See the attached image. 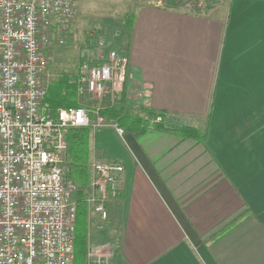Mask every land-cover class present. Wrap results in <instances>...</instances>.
Instances as JSON below:
<instances>
[{"label": "crops", "instance_id": "1", "mask_svg": "<svg viewBox=\"0 0 264 264\" xmlns=\"http://www.w3.org/2000/svg\"><path fill=\"white\" fill-rule=\"evenodd\" d=\"M158 2L132 18L124 90L108 106L126 150L112 161L124 172L107 220L86 202L90 165L102 160L101 134L90 141L88 175L74 195L85 243L115 237L118 264H264V0L204 14ZM76 90L79 108H93ZM145 113L190 120L183 125L205 141L150 130Z\"/></svg>", "mask_w": 264, "mask_h": 264}, {"label": "built area", "instance_id": "2", "mask_svg": "<svg viewBox=\"0 0 264 264\" xmlns=\"http://www.w3.org/2000/svg\"><path fill=\"white\" fill-rule=\"evenodd\" d=\"M80 2L0 0V264H74L77 186L66 167V133L111 127L125 136L98 106L59 109L54 116L45 104L54 36L70 32ZM127 65L126 58L109 52L103 64L81 72L79 94L100 102L111 93L109 86L121 94ZM143 120L150 130L174 122L162 113ZM90 169L92 193L86 202L107 220L124 166L93 162ZM111 249L108 257L115 254Z\"/></svg>", "mask_w": 264, "mask_h": 264}, {"label": "rangeland", "instance_id": "3", "mask_svg": "<svg viewBox=\"0 0 264 264\" xmlns=\"http://www.w3.org/2000/svg\"><path fill=\"white\" fill-rule=\"evenodd\" d=\"M229 1L186 0L189 7L182 9L193 14L199 10L200 14H204L208 8L223 7ZM143 6H161V3L157 0L148 2L144 0H81L78 16L70 32L67 35L56 33L54 36L51 54L49 55V89L54 84L59 83L60 85L65 79L72 83L75 82L79 87L81 72L86 68L103 64L109 52L115 51L119 56L125 58L128 52L129 25L132 23L135 12ZM108 90L112 94L107 96L111 97L106 96L101 102L81 96L79 92L78 95L80 98L85 99L86 97L90 100V104L92 101L94 106L107 109L108 106L118 103L122 94L114 95L111 86ZM145 114L142 116L144 117ZM169 116L173 118L174 122L177 121L181 124L190 122V120L180 119L174 115L169 114ZM110 130L114 129L106 127L98 129L96 132L93 131V135L98 132L101 134L97 140L99 155L102 160L107 162L121 161L118 156L123 154L126 147L118 134H116L117 137L103 135V132ZM102 160L97 156L94 162H101ZM66 167L69 176L71 168L68 161H66ZM70 180L76 184L78 190V184L82 183L81 180L71 178ZM114 238L111 237V240L103 245H99L98 239L95 237L91 242L89 240L85 245L83 254L81 252V261H76L75 264H118L116 259L118 258L119 242ZM111 248L115 250V254L108 257V251ZM75 256L77 258L76 254Z\"/></svg>", "mask_w": 264, "mask_h": 264}, {"label": "trees", "instance_id": "4", "mask_svg": "<svg viewBox=\"0 0 264 264\" xmlns=\"http://www.w3.org/2000/svg\"><path fill=\"white\" fill-rule=\"evenodd\" d=\"M148 2L150 0H144ZM158 1V0H157ZM162 7L166 10H178L187 7L186 0H161ZM211 8H208L209 10ZM197 10L195 14H199ZM131 24V23H130ZM67 85V86H66ZM77 85L75 82H69L65 79L60 85L54 84L48 91L45 102L52 108L53 112L59 108H79L75 103V95L77 93ZM66 91V94L64 92ZM101 114L106 119L112 121L117 116L112 108L103 109ZM116 120V119H115ZM114 120V121H115ZM153 130L170 132L174 135L180 136L184 139H194L200 143L205 141V133L196 128L183 125L179 122H173L169 128H164L162 125H157ZM93 136V130L91 128L71 129L66 134V141L68 145L67 161L70 165L71 172L69 177L71 179L81 180L84 178L82 173L87 174V169L90 162V141ZM89 178L87 177L86 180ZM81 205V204H80ZM82 207L84 205L82 204ZM79 209H81L78 206ZM78 211L77 215V228H76V243H75V262L81 261V252L83 254L85 245V226L84 219ZM83 214V213H82ZM78 229V231H77Z\"/></svg>", "mask_w": 264, "mask_h": 264}]
</instances>
